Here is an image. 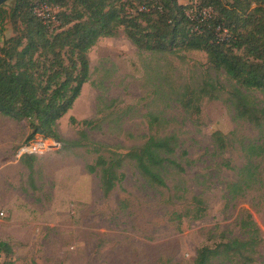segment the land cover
Instances as JSON below:
<instances>
[{
	"label": "rangeland",
	"instance_id": "374dc122",
	"mask_svg": "<svg viewBox=\"0 0 264 264\" xmlns=\"http://www.w3.org/2000/svg\"><path fill=\"white\" fill-rule=\"evenodd\" d=\"M2 27L0 41L12 35L8 19ZM88 61L89 79L57 124L58 135L66 141L78 140L79 132H84L85 146L61 150L60 144L40 136L28 143L26 124L0 115V241L11 245V261L193 264L198 249L241 239L238 223L247 212L262 239L253 264H264V157L253 161L247 191L237 192L234 199L228 192V186L239 181L238 168L246 163L240 145L257 142L258 131L234 118L224 94L218 100L204 99L198 117L187 115L176 103L185 85L195 86L206 75L227 84L226 77L208 69L203 53L139 51L122 29L115 37L99 39L89 50ZM250 95L264 108V92ZM149 115L158 119L153 127ZM71 118L77 124L72 125ZM83 120H98L100 128H86L79 124ZM215 132L227 139L223 152L214 144ZM151 135L177 138V155L186 153L182 158L186 171L169 177L168 188H155L125 161L119 170L123 179L104 196L99 171L90 174L86 165H93L99 155L108 157V152L97 154L91 144L125 153ZM38 139L46 141V148L23 155L22 150ZM173 188L183 190L179 194L185 199H172ZM194 196L205 203L204 217L184 219L180 226L172 223L171 213L181 212ZM4 261L2 256L0 264ZM242 261L222 255L212 264Z\"/></svg>",
	"mask_w": 264,
	"mask_h": 264
},
{
	"label": "trees",
	"instance_id": "16d2710c",
	"mask_svg": "<svg viewBox=\"0 0 264 264\" xmlns=\"http://www.w3.org/2000/svg\"><path fill=\"white\" fill-rule=\"evenodd\" d=\"M11 1L6 10L5 4L0 6V33L6 19L12 29V35L0 41V115L26 124V142L40 136L54 140L61 150L88 144L84 132H79L78 140H63L57 124L71 110L89 79V50L99 39L115 37L122 29L139 51L160 55L203 53L208 69L226 77L227 84L206 75L195 86L185 85L176 103L187 115L198 117L204 99L218 100L224 94L234 118L258 131L257 142L240 145L246 163L238 168L239 181L229 185L228 192L234 199L237 192L242 195L250 188L253 161L264 157V108L250 95L251 91L264 92V0ZM157 120L149 115L151 127ZM70 123L77 121L71 118ZM79 124L100 128L98 120ZM212 138L219 152L226 150L227 139L220 132L213 133ZM91 146L97 154L108 152V157L99 155L93 165H86L90 174L99 171L104 196L123 179L119 170L125 161L155 188H168L169 177L186 171L182 164L186 153L177 155L174 135H151L125 153L105 145ZM23 164L30 168L24 159ZM173 191L172 199H185L184 193L179 194L183 190ZM206 211L205 203L194 196L181 212L171 213L169 220L180 226L184 219L200 220ZM238 227L241 239L198 249L193 264H212L222 255L229 261L255 263L254 256L262 243L259 229L247 212L241 214ZM12 254L11 245L0 241V259L6 258L2 264H14Z\"/></svg>",
	"mask_w": 264,
	"mask_h": 264
},
{
	"label": "built area",
	"instance_id": "2783aa9c",
	"mask_svg": "<svg viewBox=\"0 0 264 264\" xmlns=\"http://www.w3.org/2000/svg\"><path fill=\"white\" fill-rule=\"evenodd\" d=\"M39 15H41L38 12ZM46 141L43 139H38L34 143H31L28 147H25L22 150V154H30V155H36L37 153L41 152L43 149L46 148Z\"/></svg>",
	"mask_w": 264,
	"mask_h": 264
},
{
	"label": "water",
	"instance_id": "95a60500",
	"mask_svg": "<svg viewBox=\"0 0 264 264\" xmlns=\"http://www.w3.org/2000/svg\"><path fill=\"white\" fill-rule=\"evenodd\" d=\"M10 0H0V6H2L3 4L7 3Z\"/></svg>",
	"mask_w": 264,
	"mask_h": 264
}]
</instances>
